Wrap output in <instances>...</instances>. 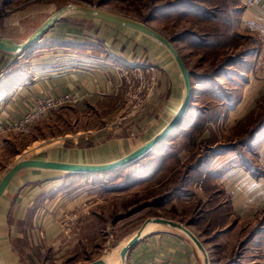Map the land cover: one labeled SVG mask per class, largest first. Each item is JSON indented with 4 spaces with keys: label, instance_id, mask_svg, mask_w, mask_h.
<instances>
[{
    "label": "rangeland",
    "instance_id": "obj_1",
    "mask_svg": "<svg viewBox=\"0 0 264 264\" xmlns=\"http://www.w3.org/2000/svg\"><path fill=\"white\" fill-rule=\"evenodd\" d=\"M173 1L0 0V39H10L17 43L25 42L51 15L69 4L98 7L134 19L147 24L164 38L170 40L181 56L193 82L192 89H196V91L193 90L194 95L191 99L193 101L192 110L189 112L191 116H194V107L204 108L214 115L220 108L214 110L215 107H211L212 101L210 102V99L202 94L201 85L193 77H196L195 74L211 75L214 73L216 67L223 65L220 63L224 62V58L226 60L228 55L235 52L229 51L230 48H235L242 43L237 45L233 41L230 44L232 47L229 49H198L192 42L182 40L179 34L185 30L199 33L208 32L216 25L209 21L200 22L175 15L156 14L154 15L155 19L149 18L152 8ZM235 1L225 0V3L219 1L210 7L218 5L221 8L225 6H229V9L235 8ZM67 25L68 28L63 32L62 26L67 27ZM78 26L85 29H97L96 32L90 33L91 36L85 35L87 39H94L98 44L101 43L107 48L108 51L106 52L108 53H119L121 59L124 60L123 62L117 60L119 64L113 63L119 78L117 95L113 98L104 97L94 103L86 102L81 105H74L76 102H71L64 104L48 117L34 124L31 134L23 136L16 135L15 132L3 134L0 139V179L8 169L23 159H36L37 156L43 158L49 156L51 151L56 152L60 149L97 148L106 142L115 143L120 139L125 140V145L130 146L135 144V140H148L147 138L158 131L167 130L175 119H177V124L184 119L182 118L183 115L180 114V109L185 106L188 98L186 84L178 66L166 48L129 28L75 12L68 13L57 24L55 23L44 38L56 37L62 41L76 39L73 38V28ZM238 28H240L239 22L235 19L232 21V32L236 36ZM217 29L224 30L225 28L219 25ZM240 33L238 36L247 39L254 52L257 51L256 37L247 30L240 29ZM49 40L56 43L61 42ZM222 42L225 44L227 40L223 39ZM52 45L54 43L47 44L44 49ZM238 50L240 51V49ZM15 59L16 57L12 55L3 56L0 61V70L8 67ZM27 61L28 59H22L15 66H18V69L24 68L23 66L29 64L26 63ZM124 62L132 65L131 67L138 68L140 72L143 71V75L146 77L143 79L144 81L133 76L124 67ZM122 67L127 72V75L123 77L120 76L119 72ZM150 68L154 69V74L148 70ZM249 88H251L252 95L258 89L257 85ZM255 105L257 103H254ZM260 106L258 117L261 112L264 113V102ZM203 120L206 119H202V123ZM194 122H196L195 118L188 120L186 128L188 129L187 126ZM232 125L231 120L227 117H219L216 120L206 121L201 128H197L202 131L201 133L196 129L191 130L190 127L187 133L178 134V137L177 135L171 136V142L164 143L165 147L162 144L167 153L158 151L155 161L154 158L148 161L151 166L161 162L157 174L152 175L150 179H144V176L138 181L134 180L137 177L139 167L133 164L124 169L120 176L114 173L112 175L101 174L95 179L88 177L91 178L90 185H85L86 178L84 180L77 179L76 185L79 187L77 195L80 196L73 197L72 200L70 199L62 205L57 203V206H52L51 204L50 207L54 208L42 215L43 222L35 230V239L28 232L22 236L14 234V250L26 264H91L99 260L104 262L113 250L116 248L119 250L126 246L141 230L143 224L152 218L176 221L189 228L192 233L193 231L202 233V228L209 229L210 225L217 223L214 219L215 216L221 218L220 214L229 213L226 199L217 195L219 187L212 188V183H205L204 186L201 181L188 184L187 189L190 190L188 195L177 196L163 206L156 204L152 206L151 203L169 194L172 189L179 185L188 166L196 164L200 158L205 156L206 152H210L207 148L215 149L222 143L231 146L228 141L232 139L234 133L231 130ZM127 138L130 139V143H127ZM213 143L217 145L211 146ZM40 148L42 152L36 153L38 155L34 154ZM149 168L151 167L148 166L146 169L149 170ZM144 172L141 174L143 175ZM122 186L124 189H116ZM204 193H207L208 199H210V194L218 197L213 198L212 205L204 209L207 210V213L203 217L207 220L201 224H188L189 220L202 217V207L195 205L208 200L201 197ZM215 201L217 204L220 203V209H214L217 206ZM46 220H50L48 224L52 222L55 224L56 237L51 235L47 237L45 229L42 228ZM145 228L140 233L138 241L154 230H168L158 224H152ZM176 232L179 233L180 231ZM197 238L204 247L201 238L198 236ZM54 241L59 242L57 248L51 245ZM220 242L218 240V243ZM246 249L247 247L243 245L238 250L236 247L234 257L236 259L243 257L242 261H249L248 256H253L256 253ZM224 253L223 251L218 254L222 262H224L222 259ZM71 257L73 259H70ZM75 257L76 259H74ZM86 258L87 260H84ZM121 261L124 260L121 259ZM106 264L113 263L108 262Z\"/></svg>",
    "mask_w": 264,
    "mask_h": 264
},
{
    "label": "crops",
    "instance_id": "obj_2",
    "mask_svg": "<svg viewBox=\"0 0 264 264\" xmlns=\"http://www.w3.org/2000/svg\"><path fill=\"white\" fill-rule=\"evenodd\" d=\"M234 6L235 8H231L232 21L236 19L239 22L243 15L264 21V0L258 4H251L249 0H236ZM180 9H170L159 14L170 16ZM62 28L64 32L68 25L67 27L62 26ZM96 30L78 26L73 28V38L76 39L62 41L56 37L43 38L38 42L39 45L37 44L27 55L16 58L8 67L0 70L2 82L9 73L12 77L14 76V65H17L22 59H28L26 63L29 64L21 69L23 78L15 79L13 77L8 82L5 80L6 83L3 81V84L0 85V126L8 125L13 120L22 117L45 97L58 98L68 95L76 102L74 105H81L86 102L94 103L104 97L113 98L116 96L119 78L114 64H119L117 60L122 62L124 60L121 59L119 53H108L106 52L107 48L101 43L98 44L94 39H87L85 35L91 36L90 33L96 32ZM240 34V31H237V35ZM46 35L47 33L44 36ZM49 39L61 42L56 43ZM46 43L57 45L44 49ZM6 55L8 54L0 51V61ZM256 85L258 89L252 95L249 87H256ZM193 90L196 91L195 88ZM262 97H264V50L259 57L252 56V66L244 74L240 101L236 107L225 111V114L223 113L220 117H227L231 120L232 130L241 119L256 109L254 103L263 100ZM162 131L163 129L147 138L148 140H135V144L130 146L125 145V140L120 139L114 141L115 143L106 142L97 148L51 151L49 156L43 158L37 156L36 159L81 165L110 164L144 146ZM127 141L130 143V139L127 138ZM163 149L164 147L158 144L149 154L133 164L139 167L138 172L142 167L145 171L137 181L144 176V179H150L152 175L157 174L161 162L151 166L148 161L153 158L155 161L156 153L166 150ZM245 151L247 156L249 154L247 161L251 163L249 164V167L252 166L251 169L242 166L241 163H236L214 180V184L221 190L220 196L226 199L229 211V213L227 212L229 220L227 227L233 226L231 233L219 237L221 241L219 244L227 245L223 254L225 257L222 258L224 261H230L233 264H264V127L260 129L252 142L248 143ZM41 152L40 148L34 154ZM239 155V152L234 151L217 156L212 162V168L216 171L221 170L225 163L237 160ZM148 166L151 167L149 170L146 169ZM69 174L72 173L25 169L14 176L0 198L1 264H26L14 250L13 235L22 236L28 232L35 239V230L43 222L42 215L54 208L50 207L51 204L52 206H57V203L62 205L66 201L72 200L73 197L80 196L77 195L79 193V187L76 185L77 179L84 180L86 178L85 185H90L91 178ZM49 184L50 186H47ZM201 197L205 200L208 199L207 193L202 194ZM49 221L46 220L42 228L45 229L47 237L49 235L56 237L55 224L53 222L48 224ZM152 224L155 223H150L147 227ZM161 227L168 230H154L147 233L145 238H141L127 251L123 262L119 254L122 248L113 250L104 262L113 264H204L203 254L183 232L178 233L176 231L179 230L163 225ZM193 234L200 237L204 243L209 264H223L221 259L220 263L214 262L218 259L214 255L213 243L207 241L206 236L202 233L193 231ZM246 237H249L246 250L255 251L256 254L248 256L249 261H242L243 257L240 259L233 257L234 261L231 260L228 253L234 243L233 239H236L237 247L239 241ZM58 243L54 241L51 245L57 248Z\"/></svg>",
    "mask_w": 264,
    "mask_h": 264
},
{
    "label": "trees",
    "instance_id": "obj_3",
    "mask_svg": "<svg viewBox=\"0 0 264 264\" xmlns=\"http://www.w3.org/2000/svg\"><path fill=\"white\" fill-rule=\"evenodd\" d=\"M224 2L225 0H174L173 2H168L162 6H157L156 8H152V12L149 16V18L154 19V15L159 14L161 12H164L166 10H172V9H177L181 8L180 11L175 13V16H182L185 18H190V19H195L196 21H202L206 22L209 21L210 23H213V25H216V27H212L210 31H203V33L195 32L192 30H185L182 33L179 34L181 36L182 40H185L187 42H192L195 46L198 47V49H213V48H224V49H229L232 47L230 44L235 42V44L241 45L235 47V48H230L231 50L229 51H235L233 54L228 55L226 57V60L224 58V62L220 63L223 64L221 66L216 67L214 70L215 72L212 73L211 75H206V74H195L196 77H193L195 81L201 85L202 87V94H204L209 101L212 103L211 107H215L214 110H218L214 115L212 112L209 113V111L205 110L204 108H198L194 107L193 114L191 116L190 110H192V102H190L188 106V110L185 114L184 119L176 126L175 130L170 133V135L160 143V145H164V143L171 142L170 137L177 135L178 134H184L188 132V129L191 127L192 129H196L200 131L202 125L206 123V121L209 120H216L221 116V114L227 110L233 109L236 107L238 102L240 101L241 98V89L243 86L244 82V74H246L251 66H252V56L254 55V50L251 48L252 45H249L248 40L236 36L232 32V21H231V8L229 9V6H225L224 8L219 7L218 5H215L214 7H210V5L217 4V2ZM228 1V0H227ZM204 3V4H203ZM227 3V2H226ZM228 5V4H227ZM147 22V21H143ZM219 25L223 26L225 29L224 30H218L217 27ZM229 38V40H228ZM235 38V39H234ZM223 39H226L227 42L224 44L222 42ZM231 41V42H230ZM240 49V51L238 50ZM238 51V52H237ZM223 56V55H222ZM218 65V64H217ZM221 67V68H220ZM223 67V68H222ZM22 69V68H21ZM18 69V66H13V70L15 71L14 76L15 79H19V77L23 78V70ZM12 70V71H13ZM12 76L9 74L6 75V77L3 79L4 83H6L11 79H13ZM3 81L1 82L0 79V85L3 84ZM224 82V83H223ZM191 83H193L191 81ZM193 86V85H192ZM229 87V88H228ZM194 89V88H193ZM194 95V92H193ZM264 102V99L261 100L260 102H257L256 109L250 112L246 117L241 119L232 129L234 131L232 139L228 141V143H231V146L223 145L220 144L219 146L215 147V149H209L210 152H206L205 156L200 158L196 164H192L191 166H188L187 172L183 175V178L181 180V183L177 185L172 191L163 196L160 197L158 200L155 202H152V206L156 204L157 206H163L164 203L173 200L175 197H181V196H186L189 194L190 190L187 189L188 184H195L198 182H202V185L204 186L205 183H212V188L217 187L214 184V180L220 176L222 173H224L228 168L234 166L236 163H241L242 166L252 168L250 165L249 167V160L245 148L247 147L248 143L252 142V140L256 137L258 132L260 131L261 128L264 127V113L261 112L260 116L258 117V113L260 112L261 109V103ZM196 120L192 125L187 126L188 129L186 128V124L188 120ZM212 118V119H211ZM202 119L203 123L201 122ZM202 131H200L201 133ZM32 133V130L30 131L29 134ZM16 135L23 136L20 133H16ZM162 145V146H163ZM217 145L216 143H213L211 146ZM209 147V146H208ZM165 153H167L166 150H164ZM237 151L239 152V156L237 160H232L224 164V167L221 170H215L212 168V161L214 160L215 157L217 156H222L226 155L227 153ZM249 155V154H248ZM238 161V162H237ZM130 167V166H129ZM128 168H122L118 170H114L111 172L107 173H72L69 175H76L80 177H92L93 179L97 178L98 175H112L115 173L118 174L119 176L121 175L120 173ZM144 171V167L140 169V174L138 172L137 177L134 180H137L139 176H141L142 172ZM95 181V180H92ZM100 183V182H99ZM116 189H124V186L116 188ZM221 190H218V194L220 195ZM209 198L206 202L202 204H197L195 206H199L200 208L202 207V214L201 218L196 219L193 218L189 220L188 224H201L205 222L207 219H205L203 216H205V213H207V210H204L208 208L209 206L212 205L213 201L215 198L212 196V194L209 195ZM214 198V199H213ZM215 204L217 205L214 209L217 210L218 208L220 209V203L217 204L215 201ZM155 205V206H156ZM144 207V206H143ZM93 214V212H92ZM227 214V213H226ZM226 214H220L221 218H218L215 216V220L217 223L213 224L212 226L210 225L209 229L207 228H202V234L206 236L207 241L213 243L214 245V251H215V256L218 261H214L215 263H220V258L218 257V254L224 251L227 247L226 244H219L218 240L220 236L223 235H228L231 233L233 226H228L229 220L228 216ZM232 245H231V251L228 253V256L234 258V249L236 247V239H233ZM249 244V237H246V239L239 241V244L237 245V250L239 247H247ZM223 257H225L223 255ZM73 259V258H71ZM76 259V257L74 258ZM70 260V259H69ZM84 260H87L84 259ZM234 261V260H233ZM233 264L230 261H224L223 264Z\"/></svg>",
    "mask_w": 264,
    "mask_h": 264
},
{
    "label": "water",
    "instance_id": "obj_4",
    "mask_svg": "<svg viewBox=\"0 0 264 264\" xmlns=\"http://www.w3.org/2000/svg\"><path fill=\"white\" fill-rule=\"evenodd\" d=\"M72 12L129 28L131 30L143 34L144 36L154 40L155 42L159 43L164 48H166V50L170 53L174 62L178 66L186 84L188 98L186 100L185 106L183 108L181 107L180 109L181 113L179 112L180 114L183 115L182 118L185 117L186 111L192 99L193 89H192V83L189 72L181 56L179 55L178 51L176 50V48L174 47V45L170 40L164 38L160 33L155 31L152 27L148 26L147 24L138 22L134 19L122 15L114 14L105 9H100L98 7H87V6L69 4L62 7L61 9L56 11L53 15H51L50 18H48L46 22L25 42L17 43L10 39H0V51L5 54L12 55L16 58L27 55L30 51H32L35 48L38 42L44 38V35L55 23H57L68 13H72ZM176 121L177 119L172 121V123L170 124L171 128L169 127L167 130L166 129L163 130L161 133H159L155 138H153L144 146L140 147L139 149L132 152L123 159L110 164L92 166V165L70 164L63 162H53V161L40 160V159H23L18 163H16L15 165H13L10 169H8L0 179V198L5 192L11 180L14 178V176L18 174L20 171L25 169H40V170H47V171L49 170V171H57V172H65V173H107L130 166L135 162H137L140 158H144L159 143H161L164 139H166L170 135L172 130L175 129L176 126H178L179 123L177 124ZM150 223L160 224L169 227L171 229L179 230L183 232L203 254L204 264H209L208 255L203 247V244L189 230V228L176 221L163 219V218H152L147 220L143 224L141 230L136 234V236H134L126 244V246L122 248L120 252V257L122 260H124L127 251L137 243L142 230ZM91 264H105V263L102 260H99Z\"/></svg>",
    "mask_w": 264,
    "mask_h": 264
},
{
    "label": "built area",
    "instance_id": "obj_5",
    "mask_svg": "<svg viewBox=\"0 0 264 264\" xmlns=\"http://www.w3.org/2000/svg\"><path fill=\"white\" fill-rule=\"evenodd\" d=\"M261 1L263 0H249L251 4H258ZM239 27L240 28H238L237 31H240V29L247 30L256 37L255 40L257 51L254 52V56L259 57L264 50V22L253 19L247 15H243L239 19ZM131 66L132 65L125 63L124 67L130 73H132L133 76H136L137 79L144 81L143 79L146 77L143 75V71L140 72L138 68ZM148 70L151 72V74H154L153 68ZM119 72L121 77L127 75V72L123 70V67L119 70ZM127 83H129V80H127ZM71 102H74V99L68 95L58 98L45 97L39 100L34 108L27 111L22 117L13 120L10 124H8V126H0V139L3 134L8 132H16L20 133L21 135L29 134L34 124L48 117L52 112L58 110L62 105L70 104Z\"/></svg>",
    "mask_w": 264,
    "mask_h": 264
},
{
    "label": "bare ground",
    "instance_id": "obj_6",
    "mask_svg": "<svg viewBox=\"0 0 264 264\" xmlns=\"http://www.w3.org/2000/svg\"><path fill=\"white\" fill-rule=\"evenodd\" d=\"M38 45H39V43H38ZM8 87H10V86H8ZM4 88H5V87H4ZM169 127H170V126H169ZM169 127H168V128H169ZM168 128H167V129H168ZM170 128H171V127H170ZM120 252H121V251H120ZM105 264H106V263H105Z\"/></svg>",
    "mask_w": 264,
    "mask_h": 264
}]
</instances>
